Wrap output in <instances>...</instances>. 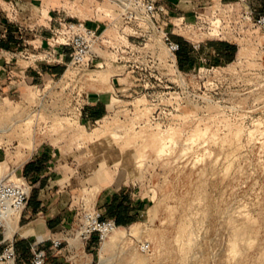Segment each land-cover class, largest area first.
Listing matches in <instances>:
<instances>
[{"label": "rangeland", "instance_id": "374dc122", "mask_svg": "<svg viewBox=\"0 0 264 264\" xmlns=\"http://www.w3.org/2000/svg\"><path fill=\"white\" fill-rule=\"evenodd\" d=\"M176 8L183 20L169 27L185 45L183 69L157 34L117 18L89 68L68 59L61 78L0 93V153L26 148L14 141L34 132L60 137L44 146L68 163L63 175L74 173L86 209L95 188L82 189L113 176L128 202L139 200L144 213L96 246L93 264H264V29L255 23L264 0H182ZM195 42L202 49L192 52ZM210 44L231 50L220 57ZM128 72L125 90L106 92L113 74ZM89 89L105 92L108 111L83 127L79 90ZM6 161L3 172L13 170ZM93 168L95 180L82 183Z\"/></svg>", "mask_w": 264, "mask_h": 264}, {"label": "crops", "instance_id": "0c3cea01", "mask_svg": "<svg viewBox=\"0 0 264 264\" xmlns=\"http://www.w3.org/2000/svg\"><path fill=\"white\" fill-rule=\"evenodd\" d=\"M162 1L167 12L157 17L154 24L170 33L171 37L169 25H175L171 18L183 20V17H176V5L182 0ZM114 5L110 0H0V93L21 95L65 76L64 62L69 59L70 48L64 45L61 35L64 24L81 22L99 34L102 40L111 34L109 28L117 18ZM108 12L116 17L112 19ZM106 42H101V45ZM178 43L182 50L185 49L184 44ZM187 46L191 48V44ZM208 49L220 57L228 55L226 45L221 48L218 44H210ZM46 54L49 55L47 59L43 58ZM13 57L18 59L12 62ZM128 77L129 72L125 76L113 74L110 89L106 92L112 96L125 90L119 88L122 83L119 81ZM12 89H15L14 93ZM79 91L81 125H98L108 111L107 103L101 100L105 92L100 95L99 90ZM34 133L30 138L19 137L14 141L17 145L13 148H19V144L24 142L29 144L26 148L12 152H7L10 150L7 148L0 153V159L4 156L8 166L29 187L25 209L19 218H12L16 223L15 229L11 234L0 231V252L12 242L17 256L15 263L24 264L31 257V246L37 245L46 253V264H92L97 259L96 247L92 242L80 244L74 237L81 214L86 210V203L79 196L77 179L72 172L63 175L68 163L63 165L56 156L58 150L54 152L47 150L49 146H44L48 142L51 145L63 140ZM93 169L89 173L85 171L86 178L80 179L82 183L87 184L89 176L95 180L97 168ZM117 183L113 176L108 183L94 182L83 188L82 193L95 188L91 208L98 209L104 218L118 222V227L130 226L144 211L135 209L134 205L139 200L130 203L122 196ZM57 239L62 240V245L51 249V241Z\"/></svg>", "mask_w": 264, "mask_h": 264}, {"label": "built area", "instance_id": "2783aa9c", "mask_svg": "<svg viewBox=\"0 0 264 264\" xmlns=\"http://www.w3.org/2000/svg\"><path fill=\"white\" fill-rule=\"evenodd\" d=\"M117 6V18L125 25H140L157 34L159 45L168 58L176 66V55L180 51V44L171 39L170 33L163 31L154 24V20L167 12V6L162 0H110ZM255 23L264 29V14L259 15ZM61 35L64 45L70 48L69 61L71 65L89 68L100 56L94 54L96 46H101L100 36L95 31L86 28L81 22H67L62 28ZM191 49L198 51L199 43H191ZM48 54L43 58L47 59ZM178 72V71H177ZM14 170H0V231H4L6 222L22 214L29 197V187L21 178H13ZM118 226L114 220L106 219L96 208H88L81 214L79 224L74 232L75 240L80 244L92 242L94 246H101ZM62 240H52L51 249H58ZM31 257L24 264H46V253L37 245L31 246ZM139 250L146 253L148 244H140ZM16 252L12 242H9L0 252V264H14ZM93 264V263H92Z\"/></svg>", "mask_w": 264, "mask_h": 264}, {"label": "bare ground", "instance_id": "6f19581e", "mask_svg": "<svg viewBox=\"0 0 264 264\" xmlns=\"http://www.w3.org/2000/svg\"><path fill=\"white\" fill-rule=\"evenodd\" d=\"M116 19H117V18H116ZM116 19H115V20H116ZM114 22H115V21H114ZM114 22H113V23H114ZM112 25H113V24H112ZM112 25H111V26H112ZM96 47H98V46H96ZM96 47H95V48H96ZM95 48H94V49H95ZM15 218L17 219L18 216H16ZM13 221H14V220H12V218L9 219V220L6 222L5 226H4V230H5V232H6L7 234H11L12 231L15 229V225H16V223H14L15 221H14V222H13ZM136 226H137V225H136ZM121 229H122V227H118V228H117L113 233H111V234H115V233L118 232V230H121ZM119 232H120V231H119ZM112 236H113V235H112ZM109 237H110V236H109ZM114 237H115V236H114ZM103 244H104V243H103ZM100 264H109V263H108L107 260H106V261L103 260V261L100 262Z\"/></svg>", "mask_w": 264, "mask_h": 264}, {"label": "trees", "instance_id": "16d2710c", "mask_svg": "<svg viewBox=\"0 0 264 264\" xmlns=\"http://www.w3.org/2000/svg\"><path fill=\"white\" fill-rule=\"evenodd\" d=\"M226 47L229 50H231V48L229 46L226 45ZM184 50L185 49L182 50L181 47H180V51L178 52V59H179L178 63H179V67L181 69L184 68V64H187L189 62V60L187 59V57L183 55ZM116 225L117 226H120V224L118 222H116Z\"/></svg>", "mask_w": 264, "mask_h": 264}]
</instances>
